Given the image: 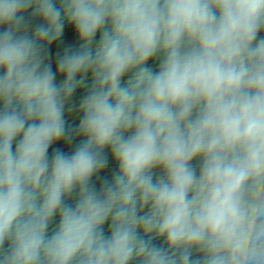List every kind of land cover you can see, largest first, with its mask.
<instances>
[{
    "label": "clouds",
    "instance_id": "1",
    "mask_svg": "<svg viewBox=\"0 0 264 264\" xmlns=\"http://www.w3.org/2000/svg\"><path fill=\"white\" fill-rule=\"evenodd\" d=\"M0 264H264V0H0Z\"/></svg>",
    "mask_w": 264,
    "mask_h": 264
},
{
    "label": "water",
    "instance_id": "2",
    "mask_svg": "<svg viewBox=\"0 0 264 264\" xmlns=\"http://www.w3.org/2000/svg\"><path fill=\"white\" fill-rule=\"evenodd\" d=\"M65 40H66V42H68V43H75V36H74V33H73V31L71 30V28H66ZM55 50H56V49H55V46H54L53 51H55ZM150 64H152L153 67H156V63L150 61ZM53 68H55L54 60H53ZM59 79H60V78L58 77V80H59ZM82 92H83V90H78V91L76 92V94H75V96H74V102H77V103H78V101H79V99H80V97H81V95H82ZM70 122H78V121H72V120H70Z\"/></svg>",
    "mask_w": 264,
    "mask_h": 264
}]
</instances>
